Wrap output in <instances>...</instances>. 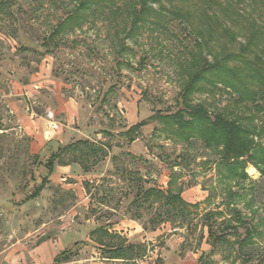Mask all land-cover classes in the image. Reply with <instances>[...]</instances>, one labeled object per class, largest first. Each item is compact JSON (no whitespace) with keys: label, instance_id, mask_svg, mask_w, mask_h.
<instances>
[{"label":"rangeland","instance_id":"obj_1","mask_svg":"<svg viewBox=\"0 0 264 264\" xmlns=\"http://www.w3.org/2000/svg\"><path fill=\"white\" fill-rule=\"evenodd\" d=\"M129 1L103 0L96 11L90 13L83 27L51 40L48 37L53 29L78 6L80 0H10L0 12V32L15 37L19 44L18 51L14 53L11 46L0 40V56H3L0 128L7 130L0 132V252L19 235L20 229L52 220L59 222L64 229L66 222L57 217L65 215L69 218L66 211L76 202L75 196L67 197L54 187L52 192L45 190L40 198L17 205L33 186L30 180L33 172L37 169L45 172V169L37 164L41 156L35 157L30 153L28 137L10 130L15 123L6 103V93L12 88L11 80H24L27 74L39 71L44 63L50 65L52 78L66 85L62 90L66 96H77V100L85 104L87 121L83 129L91 138L87 140L97 146H113L114 164L107 166L108 157H104L98 167L89 170L90 173L98 172L103 181L92 188L87 186L90 191L93 190L95 207L90 206L86 216L94 215L103 223L107 219L124 220L125 209L138 187L157 185L166 190L170 165L178 162L181 164L175 170L180 172V180L184 183L183 197L191 203H200L188 225L181 227L165 222L154 230L145 228L152 209H139L140 217L135 221L143 229L128 237L133 239L139 234L136 240L142 244V251L134 260L122 263L110 260L107 264H149L153 261L159 264H198L201 253L212 250L206 239V230L200 246L197 240L203 228L201 215L208 209L219 207L225 210L222 203L224 195L218 188L219 176L215 169L218 157L200 140L185 144L164 134L152 118L156 110L178 106L177 99L189 68L190 50L199 37L189 23L172 16L165 18V26L158 25L151 18L140 26L137 35L129 37L127 33L132 21L127 6ZM149 3L163 13L171 6L169 2L160 5L150 0ZM189 4L203 8L206 0H193ZM263 4L260 0L238 3L242 9L253 13L259 24L264 25ZM243 36L239 32L236 42H244ZM216 46L212 44V49L205 46L204 52L210 61H213L210 51L218 52ZM229 48L235 51L237 46ZM45 57H48V62H44ZM235 99H238V94L233 89L217 83L214 87L194 93L191 102L205 106L210 115L219 111L231 117L249 114L250 105L235 104ZM41 106L32 104L36 113L48 116ZM142 120L146 121V125L140 130L137 143H129L126 137L120 135L128 126ZM255 123L264 128V110L259 112ZM259 138L264 143V132ZM89 164L93 165V159ZM246 171L251 188L237 204L258 229L255 243L248 251L251 258L234 261V255L230 256L227 250L218 248L212 257L218 264H264V174L252 163L247 165ZM118 179L125 182L123 190L110 185ZM94 189L100 190L97 192ZM213 189L217 194L205 202ZM96 192L105 197L96 196ZM56 193L61 195L60 200L56 198ZM55 203L61 208L58 209ZM56 209L59 214H55ZM79 217L72 218L80 223ZM129 224L127 222L123 227L133 231L135 228L128 227ZM83 249L86 250L85 257L95 256L93 252H98L92 245ZM80 260L83 259L77 258L72 264H85Z\"/></svg>","mask_w":264,"mask_h":264},{"label":"trees","instance_id":"obj_2","mask_svg":"<svg viewBox=\"0 0 264 264\" xmlns=\"http://www.w3.org/2000/svg\"><path fill=\"white\" fill-rule=\"evenodd\" d=\"M102 1L80 0L78 6L57 24L48 39H54L83 27L90 13H94ZM151 1L160 5L169 2L171 6L163 13L150 5V0L127 2L132 18L127 33L129 37L137 35L140 26L149 22L151 18H154L158 25L165 26V18L168 16L189 23L199 37L190 50L189 68L177 99L178 106L167 110H156L152 115L164 134L185 144H190L195 139L200 140L218 157L215 169L219 176L218 188L224 195L222 203L225 210L219 207L208 209L201 215L203 228L200 230L197 245L200 246L206 230V239L212 250L202 252L198 264H218L212 259L218 248L227 250L230 256L234 255V261L249 259L251 256L248 251L255 243L258 229L245 217L237 203L251 188L248 184L251 180L246 171L247 165L254 164L264 174V143L259 140L264 128H260L255 123L259 112L264 110V25L259 24L253 13H248L249 11L238 5L244 0H206L203 8L190 5L193 0ZM260 1L264 2V0ZM9 3L10 0H0V12ZM239 32L244 34L245 40L242 43L236 42ZM212 44L217 45L218 52L210 51L213 53V61H210L204 49L207 45L211 48ZM230 46H237V49L232 51ZM217 83L230 87L238 94L235 104H249L251 108L249 114L231 117L219 111L210 115L205 106L192 104L194 93L214 87ZM227 114L231 112L227 111ZM144 125L146 121L142 120L120 135L132 143L139 137ZM110 149L112 150L113 147L97 146L89 140L60 145L47 158H40L37 164L44 167L45 172L39 169L33 172L30 179L33 186L17 205L22 206L43 195L49 177L57 164L67 165L78 162L83 165L84 170H88L86 164L91 159L93 165L99 163L108 155ZM114 157L115 154L111 153L112 160ZM180 164L178 162L170 165L171 173L166 190H162L157 185L139 186L134 198L128 204L126 213L133 219L140 217L139 209H152L148 226L144 224L146 229L154 230L165 222L183 227L189 224V219L193 220L191 218L193 212L200 208V203H191L182 195L184 183L180 180V172L175 170ZM215 191L213 189L212 195L209 194L204 201L209 202L212 196L217 194ZM196 230H198L197 226ZM91 235L102 245V255L108 260H134L142 251L140 244L118 233H111L106 226L97 227ZM78 253V248L66 249L56 256L55 262L69 261Z\"/></svg>","mask_w":264,"mask_h":264},{"label":"crops","instance_id":"obj_3","mask_svg":"<svg viewBox=\"0 0 264 264\" xmlns=\"http://www.w3.org/2000/svg\"><path fill=\"white\" fill-rule=\"evenodd\" d=\"M11 50L14 53L18 51L12 48ZM2 57L0 56V72L3 71ZM48 60V57L44 58V62H48ZM46 65L44 63L43 66H40L39 71L27 74L24 80H11L12 88L6 93V103L13 116L12 121L15 123V126L10 130L21 132L28 137L30 153L34 156L40 155L42 159L55 152L60 145L91 139L84 133L83 129L87 121L85 104L82 100H77V96L75 98L66 96L62 91L66 85L58 79L52 78L49 73L50 65L48 63ZM32 104H41L45 113L48 115V112L52 111L54 117L50 118L36 113ZM58 116L59 119H57ZM1 131L7 130L0 128ZM136 141L137 139L133 143H137ZM111 153L110 149L106 156L108 157L107 166L114 164V160L109 156ZM86 165L89 167L88 170H84L83 165L78 162L67 165L57 164L45 188V190L52 192L54 187H58V190L63 194L65 193L67 197H76L75 204L66 211L69 218H65L64 214V216L57 217H61L60 220L66 222L67 227L62 229L59 222L52 220L32 228L18 230L19 235L0 252V264H72L77 261V258L83 259L80 261H85V264H107V261L110 260L103 257L102 245L95 241L91 235V232L99 226H106L111 233H118L130 241L140 244L136 240L139 234L136 238H129L133 233H140L143 228L126 213L127 207L123 216L126 221L107 219L103 223L94 215L86 216L90 206L95 207V201L92 198L93 190L90 191L87 186L92 188V186L99 185L103 181L98 172H89L91 168L98 167L99 163L91 166L87 163ZM124 184V181L118 179L110 185L119 186L120 190H123L122 185ZM94 190L99 192L100 189ZM97 192L96 196L105 197L104 194ZM55 196L59 200L61 199V195L56 193ZM56 204L55 206L60 209L61 206ZM105 207L115 211L112 207ZM58 209H56L55 214L58 213ZM77 215L80 216L78 219L80 223L73 219ZM127 222H130L128 227L135 228L133 231L123 227ZM76 243L78 244L76 245ZM89 245H92L98 252H93L95 256L85 257L86 250L83 247ZM140 245L142 246V244ZM70 248H78V255L69 261L56 263V256ZM112 261L126 262L122 260ZM158 263L153 261L149 264Z\"/></svg>","mask_w":264,"mask_h":264},{"label":"built area","instance_id":"obj_4","mask_svg":"<svg viewBox=\"0 0 264 264\" xmlns=\"http://www.w3.org/2000/svg\"><path fill=\"white\" fill-rule=\"evenodd\" d=\"M0 39L2 41L6 42L9 46H11V48L13 50H17L18 49L19 44H18V41H17V39L15 37L7 36V35H4V33L0 32ZM48 117L53 118L54 117V113L52 111H50L48 113ZM65 227H67V226L63 225V228H65Z\"/></svg>","mask_w":264,"mask_h":264}]
</instances>
